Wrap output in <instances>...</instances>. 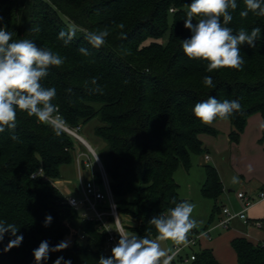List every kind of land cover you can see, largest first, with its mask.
<instances>
[{
	"label": "trees",
	"instance_id": "1",
	"mask_svg": "<svg viewBox=\"0 0 264 264\" xmlns=\"http://www.w3.org/2000/svg\"><path fill=\"white\" fill-rule=\"evenodd\" d=\"M190 3L0 0V27L12 32L14 40H32L64 58L63 65L49 68L42 83L56 88L53 103L69 128L80 130L98 120L95 134L104 148L97 153L109 176L119 213L135 220L133 226L125 225L131 235L156 238L148 221L174 207L172 198L184 200L174 177L176 170L180 165L190 166L191 153H202V134H218L212 124H203L194 116L197 102L209 97L240 102L242 110L228 118L233 146L240 143L253 114L260 113L264 120V17L249 12L242 18L239 13L246 7L243 0H237L228 26L234 34L241 27L248 31L260 27L261 38L255 48L241 46L245 61L242 70L222 68L209 73L207 62L189 59L182 49V41L191 36L184 27ZM72 26L78 29L76 37L65 45L58 34ZM35 28L39 31H33ZM103 29L109 31L106 43L93 48L85 39L86 32ZM80 47L87 48L91 55H82ZM205 76L212 77L215 87L204 86ZM93 77L99 78L97 85L91 83ZM97 86L100 92L93 91ZM14 134L18 139L12 140L7 129L0 133V220L16 224L23 241L19 247L4 251L14 239L10 233L5 234L0 241V264H36L33 250L41 241L55 246L73 229L85 234L87 240L79 241L75 234L72 245L50 253L42 264H53L58 257L70 259L72 264H98L100 256H111L104 250L107 233L70 206L54 183L62 167L75 160L77 142L84 145L65 130L56 136L50 126L20 111ZM40 168L44 174L33 177ZM96 179L101 181L99 175ZM223 190L218 170L207 164L203 194L215 201L212 216L222 212L217 201ZM47 215L53 219L45 227ZM232 246L237 264H264V244L236 237ZM192 262L222 264L210 249L196 253Z\"/></svg>",
	"mask_w": 264,
	"mask_h": 264
},
{
	"label": "clouds",
	"instance_id": "2",
	"mask_svg": "<svg viewBox=\"0 0 264 264\" xmlns=\"http://www.w3.org/2000/svg\"><path fill=\"white\" fill-rule=\"evenodd\" d=\"M246 10L239 15L244 18L249 12L264 17V0H243ZM237 0H191L187 6L184 27L191 32L190 38L182 41L184 54L192 60L207 62L206 71L211 73L222 68L242 70L245 63L241 56V46L256 47L261 38V28L254 27L251 31L239 28L235 34L228 25L233 20V12L237 9ZM199 19H196V18ZM195 21V23H193ZM3 17L0 16V24ZM120 24L119 28L123 29ZM77 28L72 26L67 31H60L58 39L65 45L76 37ZM33 31H39L38 28ZM109 31L86 32L85 39L93 48H100L106 43ZM78 51L91 55L85 47ZM64 58L48 48L39 47L29 39H13V33L0 27V133L9 130L12 140L18 139L14 134L17 127V112H26L29 117H35L41 124L51 127L56 136L65 129L66 120L59 114V107L53 103L57 90L55 87H45L42 81L49 75L50 67H60ZM98 77H93L91 83L97 85ZM206 87H215L211 76L203 78ZM70 91V90H69ZM93 91L100 92L97 86ZM242 110L238 100H218L209 97L197 102L193 107L194 116L206 125H211L217 118L226 120L234 113ZM36 176L35 173L32 174ZM174 207L165 213L153 216L151 224L157 235L155 239L148 236L127 235L120 233L117 244L111 250V256H100L98 264H170L172 256L161 247L160 241L170 240L177 245L189 243V234L199 227L192 218L195 204L183 200L178 202L172 198ZM52 216L47 215L44 226L52 222ZM19 227L14 223L0 220V241L5 234H11L4 251L19 247L23 235H18ZM70 241H61L50 246L48 241H41L33 250L36 264H42L50 258V253L67 249ZM72 264V261L58 257L53 264Z\"/></svg>",
	"mask_w": 264,
	"mask_h": 264
},
{
	"label": "rangeland",
	"instance_id": "3",
	"mask_svg": "<svg viewBox=\"0 0 264 264\" xmlns=\"http://www.w3.org/2000/svg\"><path fill=\"white\" fill-rule=\"evenodd\" d=\"M98 123L95 119L78 130V133L99 153L104 148V144L95 134ZM212 126L218 130V134H202V153H191L190 166L186 168L180 165L174 177L179 184V195L196 206L192 218L198 222L197 230L201 235L198 244L194 246V251L198 253L210 249L222 264H237V255L232 246L234 238L244 237L255 244H264V228L253 223L255 220L264 219V200L249 208L247 215L253 220L250 224L236 215L245 208L243 201L238 197L239 192H246L249 196L257 198L260 190L264 188V141L261 140L264 120L260 113L253 114L241 135L239 145L235 148L228 141L231 129L229 119H217ZM82 150L87 149L77 142L75 160L62 167L60 178L54 180L57 186L67 180L78 183L79 170L76 157ZM207 155L211 158L208 161ZM207 164L218 170L223 185L224 190L217 204L221 209L226 205L230 212L236 215L232 218L229 228L220 225V217L224 216L222 213L220 216L219 212H215L212 216L215 201L203 194ZM82 175L85 179L90 177L91 170H83ZM120 218L126 226H133L135 223L130 215L120 213ZM127 232L131 235L128 229ZM65 240L70 241V245L74 242L71 236H67ZM160 244L169 253H173L181 246L170 240L160 241ZM192 250L186 249L184 254L191 253ZM175 261V264H193V262L183 263L180 259Z\"/></svg>",
	"mask_w": 264,
	"mask_h": 264
},
{
	"label": "built area",
	"instance_id": "4",
	"mask_svg": "<svg viewBox=\"0 0 264 264\" xmlns=\"http://www.w3.org/2000/svg\"><path fill=\"white\" fill-rule=\"evenodd\" d=\"M65 131L76 137L87 150H82L77 153V164L79 170L78 188L76 193H70L66 196L67 203L73 208L80 211L82 217L88 221H95L101 231L107 233V240L104 250L107 254H111L112 248L117 244L120 233L128 234L127 229L120 218V213L117 205L115 195L113 193L109 176L106 172L105 166L96 152V150L78 133L77 129H71L67 125ZM210 160V156H206ZM91 170V176L84 178L83 170ZM43 175L44 172L40 168L36 173ZM97 175L100 176L101 181H97ZM35 176V177H36ZM103 188V189H102ZM238 197L243 201L245 208L238 214L242 220L250 224L253 220L249 218L247 212L249 208L255 203L264 200V188H262L257 198L249 196L246 192H239ZM224 216L220 219V225L224 228H229L233 215L227 206H223L222 212ZM253 223L264 228V220H255ZM208 233V231H207ZM75 234L78 235L79 241L85 242L87 236L73 229L71 238L74 239ZM200 232L192 231L189 234V243L179 246L171 255L170 264L176 260L188 263L196 259V246L200 240ZM193 249L191 253L184 254V250Z\"/></svg>",
	"mask_w": 264,
	"mask_h": 264
},
{
	"label": "crops",
	"instance_id": "5",
	"mask_svg": "<svg viewBox=\"0 0 264 264\" xmlns=\"http://www.w3.org/2000/svg\"><path fill=\"white\" fill-rule=\"evenodd\" d=\"M230 131H231V129H230ZM228 141L230 142V138H229V135H228ZM231 143V142H230ZM239 145V144H238ZM237 145V146H238ZM237 146H233L232 145V147H237ZM211 159V158H210ZM207 160V159H206ZM208 161V160H207ZM59 187V189L62 191V193L64 194V195H68V194H70V193H76L77 192V188H78V183H74V182H72V181H70V180H67V181H65L64 183H62L60 186H58ZM220 199H221V197H220ZM226 206V205H225ZM219 215L221 216V213H219ZM221 218V217H220ZM173 253H169V255H172ZM182 262V261H181ZM183 263H185V262H183Z\"/></svg>",
	"mask_w": 264,
	"mask_h": 264
}]
</instances>
